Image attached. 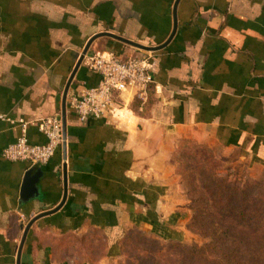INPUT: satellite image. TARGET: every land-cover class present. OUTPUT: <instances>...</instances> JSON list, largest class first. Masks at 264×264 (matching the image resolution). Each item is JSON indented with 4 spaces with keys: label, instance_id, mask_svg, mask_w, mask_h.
<instances>
[{
    "label": "crops",
    "instance_id": "crops-1",
    "mask_svg": "<svg viewBox=\"0 0 264 264\" xmlns=\"http://www.w3.org/2000/svg\"><path fill=\"white\" fill-rule=\"evenodd\" d=\"M126 42L155 49L144 103L125 96L82 124L66 103L65 153L2 158L23 130L47 143L39 122L63 117L72 74L66 102L98 85L88 57L145 53ZM182 140L264 181V0H0V264H124L132 230L185 242L191 204L172 164ZM30 170L40 176L23 199Z\"/></svg>",
    "mask_w": 264,
    "mask_h": 264
},
{
    "label": "trees",
    "instance_id": "trees-1",
    "mask_svg": "<svg viewBox=\"0 0 264 264\" xmlns=\"http://www.w3.org/2000/svg\"><path fill=\"white\" fill-rule=\"evenodd\" d=\"M172 164L190 200L191 227L210 241L201 247L162 243L132 230L119 240L126 264H264V181L223 178V161L190 140L179 142ZM104 248L95 244L94 252L101 255ZM84 259L91 260L87 254Z\"/></svg>",
    "mask_w": 264,
    "mask_h": 264
},
{
    "label": "built area",
    "instance_id": "built-area-1",
    "mask_svg": "<svg viewBox=\"0 0 264 264\" xmlns=\"http://www.w3.org/2000/svg\"><path fill=\"white\" fill-rule=\"evenodd\" d=\"M89 70L99 76L96 87L76 90L67 99V107L80 122L103 120L115 115L126 104V97L144 103L154 85L151 52L121 58L102 52L87 58ZM39 129L46 138L44 145H33L25 131L18 140L2 151V158L12 163L46 165L64 143L63 120L60 116L43 119Z\"/></svg>",
    "mask_w": 264,
    "mask_h": 264
},
{
    "label": "water",
    "instance_id": "water-1",
    "mask_svg": "<svg viewBox=\"0 0 264 264\" xmlns=\"http://www.w3.org/2000/svg\"><path fill=\"white\" fill-rule=\"evenodd\" d=\"M126 43H129V44H131L133 46H136L137 48H139L141 50H144L146 52L155 51V49L145 48L143 46H138L137 44H134L132 42H126ZM87 50H88V46H87L86 50L84 51L83 56L81 57V59L79 61V64L77 65L76 69L79 67L80 63L82 62L83 57H84V55H86ZM76 69H75V71H76ZM75 71H74V73H75ZM73 77H74V74H72L71 78L69 79L68 84H67L66 89H65V94H64V108H63V117H62V120H63V137H64V143H63L64 153H65V140H66V97H67V93H68L69 87H70V85L72 83ZM39 176H40V172H36L35 174H32V171L30 170V171H28L26 173L25 178H24V182H23V186H22V193H21L23 199L26 197V195L29 192L36 191V185H37ZM65 190H66V193H67V189H65ZM66 193H65L64 199L66 198ZM53 212L54 211L42 214V216L47 215V214H51ZM42 216H39V218L42 217ZM35 220H33L32 223L35 222ZM29 227L30 226L28 225V227L25 230V235L27 234Z\"/></svg>",
    "mask_w": 264,
    "mask_h": 264
},
{
    "label": "rangeland",
    "instance_id": "rangeland-1",
    "mask_svg": "<svg viewBox=\"0 0 264 264\" xmlns=\"http://www.w3.org/2000/svg\"><path fill=\"white\" fill-rule=\"evenodd\" d=\"M212 152L219 158L223 161L222 158H220V156L218 155L217 151H213ZM229 165H224L223 163V169L222 171L220 172L221 176L223 178H226V177H230V179L234 180L235 179H240L242 176H245L247 177L246 175V172L245 171H240V170H237V169H234V171L228 167ZM176 168V167H175ZM176 172H177V168H176ZM180 176L181 174L179 172H177ZM249 178V177H248ZM181 179H182V176H181ZM183 182V180H182ZM169 230V229H168ZM182 231L184 233V236L186 237L185 238V242H183L184 244L186 245H189V246H194V247H201L203 246L205 243H208L210 240L209 239H205V238H202L201 236L195 234V232L193 231L192 227H191V223L189 222V224H187V226H184L182 227ZM142 232V231H140ZM143 233V232H142ZM164 243V242H162ZM124 261V264H126V260L125 258L123 259Z\"/></svg>",
    "mask_w": 264,
    "mask_h": 264
}]
</instances>
